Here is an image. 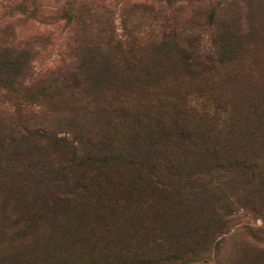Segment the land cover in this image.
Listing matches in <instances>:
<instances>
[{"label": "rangeland", "instance_id": "rangeland-1", "mask_svg": "<svg viewBox=\"0 0 264 264\" xmlns=\"http://www.w3.org/2000/svg\"><path fill=\"white\" fill-rule=\"evenodd\" d=\"M109 36L136 61L79 71ZM143 254L264 264V0H0V264Z\"/></svg>", "mask_w": 264, "mask_h": 264}, {"label": "trees", "instance_id": "trees-1", "mask_svg": "<svg viewBox=\"0 0 264 264\" xmlns=\"http://www.w3.org/2000/svg\"><path fill=\"white\" fill-rule=\"evenodd\" d=\"M89 13H90V7L86 6L85 3H80L78 9L75 10V14L67 16L68 20H72L74 22V27L77 26V28H78L79 25L84 26L80 29V32L82 35H84L83 33L85 30V27L88 26L87 22L90 20L89 18H86V17H88ZM105 23H107V22L105 21ZM118 38H116L115 36H109V38L106 40V44L110 50L109 52H103V50H102L103 48H101L100 45L93 43V42L88 43V44L87 43L84 44L83 50H80V52L77 53V55H76V58L78 57V61H79V64H77V69H79V71H84L85 69H88L90 67H91V69H93L95 64H97L99 67L101 66V68L107 69L108 71L112 72L113 69L115 68L114 65H116V64L114 63V59L112 58V56L109 53L114 54V55L122 54V56H123L122 60L124 61L125 65H129V62H135L136 61V59H135L136 55H134V52L131 49V44H129L127 42V39H122L121 37H118ZM125 53L128 54L127 58H125ZM99 56H100V58H98ZM7 63L10 65L13 64L14 66L16 65L11 60H7ZM88 63H89V65H88ZM217 109H218V106H215L214 111H218L220 109V107L218 110ZM219 120H221V119L219 118ZM221 122L224 123L225 119L221 120ZM33 132H36V130H34ZM34 135L40 136V133L37 131ZM63 140H65V138H63ZM79 140H80L79 138H76L75 143L71 144V148L73 149V158L70 160V162L74 159L75 162H77V165L81 164L83 162L82 160L85 158V156H87L81 150H79L77 152V146H75V144L81 143V140L80 141ZM211 149L212 148H210V150ZM89 157H91V156H89ZM251 162L252 161L247 160L246 161L247 164L243 163V168L245 170L250 171V177H247V178L249 179L250 183L253 184L255 181V178H256V171L254 168L255 165H253ZM150 177L155 178V175H152V173H151ZM224 177H225L224 175H221L222 179H224ZM96 178H99V176H97ZM193 178L197 179L196 176L193 177L192 175H190L187 178V182H185V183L179 182V184H177V190L180 191L181 193H183L184 196H185V194H189V193H194V194L199 193V191L197 190L198 187L193 186L189 183L190 180ZM186 188H187V191H186ZM188 188H190L192 190V192ZM86 189H87L86 186L78 185L77 187H75V190L73 189L71 191V195L75 197L74 199H78V204L80 203V201H82L84 203L83 199L86 197V196H84V191ZM108 190H109L108 186L104 185L103 190L96 191V193L94 194L95 199L93 200L94 205H98L99 203L102 202V200L100 198L105 193V191H108ZM121 191H123V190H121ZM129 195L131 196L132 192H129ZM89 198H91V200L93 199L92 197H89ZM71 201L72 200H69L67 202V206ZM119 201L120 200L118 199L116 202H119ZM128 264H135V263H130V261H129ZM137 264H155V258L152 256H149V255L143 254L142 259Z\"/></svg>", "mask_w": 264, "mask_h": 264}]
</instances>
